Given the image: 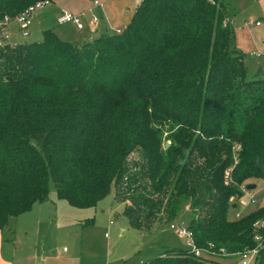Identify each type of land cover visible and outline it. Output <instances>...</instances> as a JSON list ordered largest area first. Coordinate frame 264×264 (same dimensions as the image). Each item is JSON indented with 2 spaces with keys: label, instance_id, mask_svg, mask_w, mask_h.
<instances>
[{
  "label": "trees",
  "instance_id": "16d2710c",
  "mask_svg": "<svg viewBox=\"0 0 264 264\" xmlns=\"http://www.w3.org/2000/svg\"><path fill=\"white\" fill-rule=\"evenodd\" d=\"M37 1L0 0V17ZM5 35L0 231L48 201L52 183L77 209L112 194L136 230L188 204L198 254L172 249L145 264L237 262L257 234L264 264V224L254 226L264 204L230 218L241 187L264 179V70L249 72L222 2L141 0L120 32L81 45L53 28L39 41Z\"/></svg>",
  "mask_w": 264,
  "mask_h": 264
},
{
  "label": "rangeland",
  "instance_id": "374dc122",
  "mask_svg": "<svg viewBox=\"0 0 264 264\" xmlns=\"http://www.w3.org/2000/svg\"><path fill=\"white\" fill-rule=\"evenodd\" d=\"M248 3V9L243 11H233L225 3L223 5L227 17L232 19L235 45L244 53L249 72H254L259 66L264 70L263 59L255 55L257 51H264V0ZM246 21H259L260 25L246 28L243 26ZM67 26L59 24L56 27L64 31L67 41L81 45L82 42L73 38L76 32L67 30ZM41 27L48 26L44 22L42 26H34L37 34L23 36L15 23L10 22L6 42L39 41ZM251 185H255V189L248 190V195L235 202L230 218L246 215L264 204V179L249 180L244 187ZM123 208V204L114 201L112 194L94 207L73 208L58 198L50 183L48 201L36 203L30 211L10 218L7 228L0 231V258L4 264H145L172 249L191 250L187 245L189 239L177 234V229H186L190 218L188 204L181 206L171 223L155 224L148 230L131 228ZM170 225H174L175 230ZM217 261L238 264L230 259Z\"/></svg>",
  "mask_w": 264,
  "mask_h": 264
},
{
  "label": "crops",
  "instance_id": "0c3cea01",
  "mask_svg": "<svg viewBox=\"0 0 264 264\" xmlns=\"http://www.w3.org/2000/svg\"><path fill=\"white\" fill-rule=\"evenodd\" d=\"M98 1L101 3V5L95 6L93 4V0H51L47 5L39 9L34 15L32 22L28 27V35L37 34L34 26H42L44 22L46 26H48L44 29L55 28L59 24H65L68 25L67 30L72 29L76 32V36L73 37L74 40L76 39L78 42L84 43L101 34L114 33L125 28V26L130 21L133 13L135 12L137 6L141 2V0ZM248 2H251V0H223V3L229 6V8H231L233 11H235L236 9L239 11L247 10L248 8L246 7L249 4ZM238 7H240V9ZM262 8V10H264V4L262 5ZM61 10H67L72 13L82 12L83 27L77 28V26L72 22L59 23L58 16ZM93 16L97 17L96 22L92 21ZM229 20L231 21L232 19ZM13 23H15V25L21 31V27L19 26V24L14 21ZM44 29L41 27V32H38V34L41 35ZM54 32L62 39L68 38L65 37V33H63L64 31L59 30V27H56L54 29ZM6 39H8V32ZM0 264H4V260L2 258H0Z\"/></svg>",
  "mask_w": 264,
  "mask_h": 264
},
{
  "label": "built area",
  "instance_id": "2783aa9c",
  "mask_svg": "<svg viewBox=\"0 0 264 264\" xmlns=\"http://www.w3.org/2000/svg\"><path fill=\"white\" fill-rule=\"evenodd\" d=\"M50 1L49 0H39L29 6H27L24 10H22L20 13L16 14L14 17L9 18V17H0V28L5 29L6 30V35L5 37L7 38V25L10 22H16L17 24H19V26L21 27V32L23 36H28L29 32H28V27L32 22V19L34 17V15L36 14V12L41 9L42 7H44L45 5H47ZM93 4L95 6L101 5V3L98 0H93ZM83 13H72L70 11L67 10H61L59 16H58V22L59 23H66V22H72L74 23L77 28H82L83 27ZM92 21L96 22L97 21V17L93 16L92 17ZM253 24L259 25L260 22L259 21H255L254 23L252 21H247L243 24L244 27H249ZM121 30L117 31L120 32ZM255 55L259 58H264V52L262 51H257L255 52ZM227 183V181H226ZM241 191L243 195H248V190L242 186L241 187ZM241 199V197L237 200L239 201ZM250 202L253 204L254 203V199L251 197L250 198ZM238 217V216H237ZM264 224V220L258 221L254 224V226L256 228H260L262 227V225ZM170 228L175 230V226L174 225H170ZM177 234L183 237H187L189 239V241L187 242L188 247L191 248V252H193L195 255L198 254V249L195 247L193 240H192V233L190 231L184 228H180L177 229ZM260 240L261 238L258 236V234L256 236H254V241L256 242V246L254 248L251 249H247L244 250L241 253L237 254V258H238V264H255L256 263V259L258 257V249L260 246ZM212 255H214L213 253H211Z\"/></svg>",
  "mask_w": 264,
  "mask_h": 264
},
{
  "label": "water",
  "instance_id": "95a60500",
  "mask_svg": "<svg viewBox=\"0 0 264 264\" xmlns=\"http://www.w3.org/2000/svg\"><path fill=\"white\" fill-rule=\"evenodd\" d=\"M169 146V143L165 144V147L167 148ZM247 190H254L255 189V185H251V186H247L246 187ZM232 208H235V205L232 206Z\"/></svg>",
  "mask_w": 264,
  "mask_h": 264
}]
</instances>
